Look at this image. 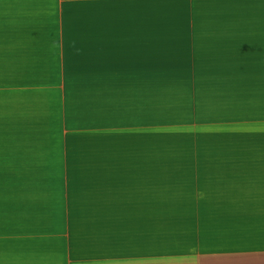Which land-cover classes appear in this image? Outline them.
Segmentation results:
<instances>
[{
	"label": "crops",
	"instance_id": "obj_1",
	"mask_svg": "<svg viewBox=\"0 0 264 264\" xmlns=\"http://www.w3.org/2000/svg\"><path fill=\"white\" fill-rule=\"evenodd\" d=\"M153 1L0 0V264H152L182 236L166 214L252 200L264 219V120L235 110L226 132L194 125L179 143L152 124L154 84L185 70L225 69L234 99L263 84L264 14L224 0L223 29L154 28Z\"/></svg>",
	"mask_w": 264,
	"mask_h": 264
},
{
	"label": "rangeland",
	"instance_id": "obj_2",
	"mask_svg": "<svg viewBox=\"0 0 264 264\" xmlns=\"http://www.w3.org/2000/svg\"><path fill=\"white\" fill-rule=\"evenodd\" d=\"M255 1L257 0H245L243 12H247L249 15L264 14V2L258 5ZM153 3L154 28H184L198 31H207L213 28L220 30L223 29L224 23L221 19L225 18L226 12H228L224 0H154ZM157 18L165 19L158 22L159 19ZM225 54L222 50L219 55L224 56ZM211 56L213 58L208 63L223 62V58L215 60L214 56ZM175 71L179 72L178 75H175L176 77L182 76V70ZM185 73L190 78L186 80L187 83L185 81L183 83H171L168 79L164 83L154 84L152 124L167 128L164 133L170 137L171 141L179 143L181 134L194 135L188 133V128L194 125L221 126L220 129H224L226 132L229 128V125L226 124H230L227 122L235 119L231 117L235 110L238 111L236 114L242 110L245 112L244 114L248 113L251 118L264 120V83L259 85L249 82L248 91L241 100L240 98L234 99L239 97L235 95L234 87L227 88L225 69H188L185 70ZM228 90L231 93H227ZM253 115L255 116L252 117ZM234 123H238L237 119ZM171 128L174 130L171 131ZM215 142L217 145H203L202 153L219 155L218 149L225 148V145L219 139H216ZM189 154L187 151H182V157L178 159H188ZM216 183L222 184L219 190H226L232 184V182L230 184L227 182ZM173 184H169L170 189H176V183L173 182ZM235 187H240V185L235 184ZM252 191L261 190L249 189V192ZM261 203L252 200L245 205L233 203L236 206L230 207L238 209H231L229 213L166 214L165 216L170 218L169 228H176L182 236L178 237L176 233L175 236L169 237L168 241L170 238H174V241L168 243V248L166 246H153L154 255L166 253V251L173 254H163L168 257V260H153L152 264H264V219L258 216V219H255V216H251L252 213L256 212V209L260 211L258 205ZM248 208L249 210L245 211ZM247 213L248 216L246 217ZM221 214L231 217L227 218L231 226L225 228L224 225L227 222L225 218L220 219ZM191 216L193 218L199 216L205 218L204 224H201L200 228L201 236H186L193 235V232L189 231L191 226L188 225ZM209 218H215L214 222L209 223ZM216 219L220 224L216 225ZM177 230H170V234L177 232ZM187 231L189 232L187 233ZM156 233L157 229L154 228V235ZM151 234L153 235V230ZM154 239L159 241L155 236ZM228 239L231 240V244ZM184 254L201 258L191 256H186V259L182 260L173 258Z\"/></svg>",
	"mask_w": 264,
	"mask_h": 264
},
{
	"label": "trees",
	"instance_id": "obj_3",
	"mask_svg": "<svg viewBox=\"0 0 264 264\" xmlns=\"http://www.w3.org/2000/svg\"><path fill=\"white\" fill-rule=\"evenodd\" d=\"M218 217V216H217ZM226 218V216H224L223 214L220 215V219H224Z\"/></svg>",
	"mask_w": 264,
	"mask_h": 264
}]
</instances>
